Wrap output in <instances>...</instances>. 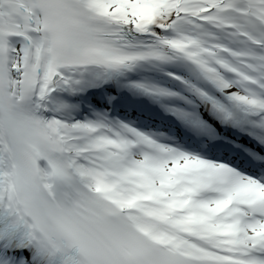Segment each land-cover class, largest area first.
<instances>
[{
	"label": "snow or ice",
	"instance_id": "obj_1",
	"mask_svg": "<svg viewBox=\"0 0 264 264\" xmlns=\"http://www.w3.org/2000/svg\"><path fill=\"white\" fill-rule=\"evenodd\" d=\"M0 264H264V0H0Z\"/></svg>",
	"mask_w": 264,
	"mask_h": 264
}]
</instances>
